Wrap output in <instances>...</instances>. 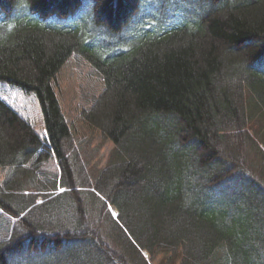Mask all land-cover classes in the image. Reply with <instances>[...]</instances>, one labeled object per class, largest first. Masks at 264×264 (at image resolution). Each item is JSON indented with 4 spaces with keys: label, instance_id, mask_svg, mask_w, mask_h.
I'll use <instances>...</instances> for the list:
<instances>
[{
    "label": "trees",
    "instance_id": "obj_1",
    "mask_svg": "<svg viewBox=\"0 0 264 264\" xmlns=\"http://www.w3.org/2000/svg\"><path fill=\"white\" fill-rule=\"evenodd\" d=\"M80 1L0 0V82L37 98L45 130L0 97V264H151L142 250L264 264V146L249 128L264 118V0L69 12ZM76 52L104 79L87 118L117 150L95 182L53 83Z\"/></svg>",
    "mask_w": 264,
    "mask_h": 264
},
{
    "label": "rangeland",
    "instance_id": "obj_2",
    "mask_svg": "<svg viewBox=\"0 0 264 264\" xmlns=\"http://www.w3.org/2000/svg\"><path fill=\"white\" fill-rule=\"evenodd\" d=\"M83 1L84 3L81 1L75 3L69 12H79L85 4V0ZM127 3L129 1L125 4ZM81 24L84 22H79V25ZM53 83L62 111L71 127L80 159L85 165V174L90 177L92 182H95L101 170L110 163L112 155L116 153V147L112 140L87 118V114L105 88L104 79L83 54L76 52L61 68ZM0 97L14 107L24 118L28 119L41 137L45 136L43 114L34 95L26 94L17 87L0 82ZM254 112L258 116L253 117L252 122L249 123V128L257 141L264 146V118H261L260 111L254 110ZM6 137L3 132L1 134L3 142ZM42 168L48 178H57L60 175L59 166L54 160L43 164ZM7 173L8 169L0 168V183ZM47 188L37 194L44 192L50 195L57 194V189ZM63 190V187L60 186L59 191L62 192ZM109 210L114 217L118 218L119 211L116 206L109 204ZM167 253L169 252L157 250L155 256H152L147 250H142L144 258L151 264H160L166 260L169 257Z\"/></svg>",
    "mask_w": 264,
    "mask_h": 264
},
{
    "label": "bare ground",
    "instance_id": "obj_3",
    "mask_svg": "<svg viewBox=\"0 0 264 264\" xmlns=\"http://www.w3.org/2000/svg\"><path fill=\"white\" fill-rule=\"evenodd\" d=\"M70 9V8H69Z\"/></svg>",
    "mask_w": 264,
    "mask_h": 264
}]
</instances>
